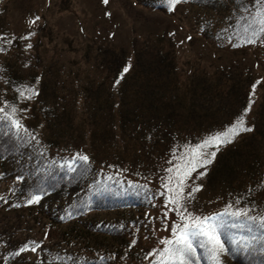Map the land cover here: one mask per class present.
Returning a JSON list of instances; mask_svg holds the SVG:
<instances>
[{"label":"trees","instance_id":"trees-1","mask_svg":"<svg viewBox=\"0 0 264 264\" xmlns=\"http://www.w3.org/2000/svg\"><path fill=\"white\" fill-rule=\"evenodd\" d=\"M189 1L213 57L184 73L175 33L132 54L88 45L69 63L61 48L42 57L39 36H14L0 11V264H155L140 237L150 227L180 232L216 201L262 204L264 17L242 14L245 0ZM216 237L232 264L264 252Z\"/></svg>","mask_w":264,"mask_h":264},{"label":"rangeland","instance_id":"rangeland-1","mask_svg":"<svg viewBox=\"0 0 264 264\" xmlns=\"http://www.w3.org/2000/svg\"><path fill=\"white\" fill-rule=\"evenodd\" d=\"M218 2L222 6L230 3L227 0ZM245 2L249 4L244 10H240L242 14L264 17V13L258 10L264 11V0ZM191 3L189 0H0V11L1 16L4 14L9 21L14 36L22 31L26 32V39L30 34L32 38L39 36L42 47L45 48L41 52L42 57L51 58L54 55L53 48H61L65 51H62V55L69 63L70 60L83 63V51L88 45L96 51L97 47H104L106 42L111 41L122 44L126 52L132 54L134 45L142 43L150 47L151 36L155 37L164 31L175 33L173 36L180 49L177 64L184 73L193 65H199L201 69L210 65L213 57L207 46L209 40L204 41L198 36L199 29L198 32L193 31L199 11H202L192 10ZM253 8L255 10H251ZM31 28L41 30L34 32ZM145 51L143 57L150 58V49ZM216 54L217 63L226 62L222 57L224 52L216 51ZM261 76H256L257 82L261 83L254 98L256 101L264 100V77ZM200 175L199 173V178ZM196 183L192 179L185 182L183 190L186 191V196L193 191L194 185L197 187ZM260 187L262 204L251 202L244 206L216 201L200 216L201 221H196L180 232L168 233L155 226L150 227L147 235H140L151 242L147 245V258L155 264H208L202 257L199 260L195 255L203 252L206 247L213 255L211 261L229 263L234 253L230 248H223L221 240L216 237L217 232L228 242L232 243V238L241 245L257 244L263 246L264 250V181ZM185 199L190 201L191 198ZM182 215L184 214L181 213L180 216ZM197 215L199 218V213ZM226 221L228 223L224 225ZM196 241L197 247L194 243ZM252 247L254 249L255 246ZM255 254V257L250 256L249 262L264 264V252L258 251ZM163 257L166 258L162 260Z\"/></svg>","mask_w":264,"mask_h":264}]
</instances>
